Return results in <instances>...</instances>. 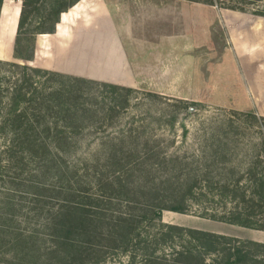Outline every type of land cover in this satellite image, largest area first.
Returning <instances> with one entry per match:
<instances>
[{
	"label": "trees",
	"instance_id": "obj_1",
	"mask_svg": "<svg viewBox=\"0 0 264 264\" xmlns=\"http://www.w3.org/2000/svg\"><path fill=\"white\" fill-rule=\"evenodd\" d=\"M186 1L264 17V0ZM6 19L0 0V31ZM6 66L22 75L8 86L0 75V264H264V242L162 221L170 211L264 231V116L232 112L191 155L130 135L94 143L89 130L110 126L136 89Z\"/></svg>",
	"mask_w": 264,
	"mask_h": 264
},
{
	"label": "rangeland",
	"instance_id": "obj_2",
	"mask_svg": "<svg viewBox=\"0 0 264 264\" xmlns=\"http://www.w3.org/2000/svg\"><path fill=\"white\" fill-rule=\"evenodd\" d=\"M65 1L26 0L21 4V0H5L8 19L3 31H0V61L71 75L64 71L68 67V71L77 73L80 75L78 77L99 82H107L103 78L113 83L131 82L140 75L139 67L143 58L147 57L148 46L168 48L169 40L191 44L195 38H205L203 42L197 41L195 51L186 48L177 54L186 59H192L195 54L202 61L207 78L217 88L212 99L214 102L225 101L228 106L244 102L238 89L240 84L237 74L241 70L235 54L231 58L227 50L233 52L232 38L248 32L252 26L258 25L264 32V17L254 16L249 10L240 12L219 9L186 0H80L79 32L67 25L63 26L64 29L54 31V20H57L61 3ZM21 12L26 14V20H20ZM72 33L73 36H69ZM63 38H68L65 44ZM67 48L71 50L68 56L62 54ZM210 56L212 58L209 61ZM257 60H264V55H260ZM191 62L187 64V69L192 75L194 66ZM217 63L220 76L214 71ZM0 75L5 77L7 81L4 85L8 86L22 75V70L6 66L1 69ZM255 80L258 90L262 91L259 96L262 108L257 110L253 107L250 111L184 100L134 87L136 93L128 108L119 112L110 126L89 130L86 138L94 143H102L108 137L130 135L138 145L147 140L158 145L156 149L163 155L197 153L201 140L214 127L217 129L227 119L237 120L232 112H252L263 116L264 75L257 72ZM228 82L233 83L234 90L225 93L224 83ZM198 97L207 98V95L199 94ZM182 101L189 110L181 109ZM162 221L243 240L264 242V231L216 222L192 214L163 211ZM124 261L125 258L119 260L114 257L105 264H120Z\"/></svg>",
	"mask_w": 264,
	"mask_h": 264
},
{
	"label": "crops",
	"instance_id": "obj_3",
	"mask_svg": "<svg viewBox=\"0 0 264 264\" xmlns=\"http://www.w3.org/2000/svg\"><path fill=\"white\" fill-rule=\"evenodd\" d=\"M61 6V10L57 14V20H54V31H57L58 29L60 30L61 28L64 29L63 26L67 25L68 27H73L72 29L78 30L79 32L80 0H67L65 3L62 2ZM155 8L156 7L154 6V9ZM67 12H71L68 19L65 22H61V14ZM155 13L156 12L154 11V14ZM261 29L262 28H259L258 25H255L252 26L248 32H243L236 38L233 37L232 40L234 53L230 50H227L231 58H234L233 54H235L236 60L238 61L239 68L241 70L240 73H242L237 74V77L240 84L238 89L240 90L239 92L244 99V102L237 105L228 106L227 102L225 101L214 102L212 99L214 98V94L217 92V88L213 87V83L207 78L206 71H204L202 67V61L198 59L195 54L193 55L192 59L190 57L189 59H186L185 57L182 58L181 55L177 54V52L183 49L186 50V48L189 50L193 49L195 51L197 49V41L202 40L198 37V40L195 38L191 44L182 41L179 42L176 40H169V43L167 44L168 48H160L159 46L154 45L148 46L147 57L143 58L139 67L140 75L131 82L122 81L113 83L109 79L103 78V80L121 86L142 88L159 94H169L184 100L223 105L243 111L253 110V107L258 110L262 108L260 106L261 98L259 97L262 91L258 90V84L255 78L257 72H259V75L261 76L264 75V60H257L260 55L261 57L264 55V41H260L261 39L264 40V32H262ZM73 34L74 33L69 36H73ZM68 38L65 40L64 38L62 39L63 44L67 42ZM204 45L207 47V41L204 42ZM70 52L71 50L67 48L62 54H66L68 56ZM144 53H146V51H144ZM211 58L212 56H210L208 60L210 61ZM190 62L194 66L192 75L187 69V64H190ZM214 69V71L217 73L216 75L220 76V66L218 63L215 64ZM64 71L71 75L80 76L77 73L68 71V67ZM93 77L102 78L95 75ZM233 90L234 86L232 82L224 83L225 93L232 92ZM199 94H205L207 95V98L198 97ZM248 95H250V98ZM261 115L264 116V110Z\"/></svg>",
	"mask_w": 264,
	"mask_h": 264
}]
</instances>
